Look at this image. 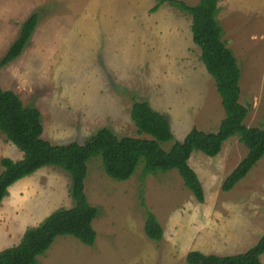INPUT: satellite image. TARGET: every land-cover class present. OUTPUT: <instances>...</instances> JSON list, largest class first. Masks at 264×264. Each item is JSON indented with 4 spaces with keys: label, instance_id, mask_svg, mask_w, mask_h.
Wrapping results in <instances>:
<instances>
[{
    "label": "rangeland",
    "instance_id": "obj_1",
    "mask_svg": "<svg viewBox=\"0 0 264 264\" xmlns=\"http://www.w3.org/2000/svg\"><path fill=\"white\" fill-rule=\"evenodd\" d=\"M196 5L199 0H182ZM156 0H0V61L35 13L38 26L22 53L0 70V86L42 114L43 138L52 144L84 143L108 127L138 137L134 101H147L171 123L174 141L194 128L216 133L225 117L214 79L192 40V19ZM224 40L242 70L241 103L248 127L264 128V0H219ZM166 149L168 146H164ZM247 148L231 138L216 157L194 152L205 201L200 203L177 172L127 182L109 178L100 159L88 163L85 191L99 209L93 247L59 237L38 264H187L191 251L245 253L264 236V158L235 188L227 177ZM23 153L0 133L4 158ZM70 178L45 167L9 189L0 206V252L19 244L60 208H71ZM160 222L161 242L145 234L146 212ZM264 264V255L261 257Z\"/></svg>",
    "mask_w": 264,
    "mask_h": 264
},
{
    "label": "trees",
    "instance_id": "obj_2",
    "mask_svg": "<svg viewBox=\"0 0 264 264\" xmlns=\"http://www.w3.org/2000/svg\"><path fill=\"white\" fill-rule=\"evenodd\" d=\"M153 12L163 5L179 9L192 19V40L201 50V61L214 79L222 99L225 117L216 133L192 129L181 142L174 141L168 118L147 101H134L131 119L138 137H119L104 127L84 143L52 144L43 138L42 114L35 107H26L12 90L0 86V133L22 153L20 160L4 158L0 173V206L9 196V189L45 167L66 172L70 178L71 208H60L34 228H28L19 244L0 252V264H38L59 237H72L93 247L97 232L93 227L99 209L88 201L85 191L88 163L100 159L106 175L117 182H127L138 171L143 178L160 173L177 172L185 187L198 202L205 201L203 185L190 165L194 152L208 157L218 156L223 145L238 137L248 153L225 180L222 189L229 192L264 158V128L248 127L245 121L250 106L241 103L242 70L233 51L224 40L225 30L219 21V0H199L190 5L182 0H156ZM35 13L21 26V32L0 61V70L19 58L29 45L38 26ZM164 146H168L167 149ZM146 236L161 242L163 228L155 214L146 212ZM264 236L245 253L229 256L206 255L200 251L188 253L187 264H263Z\"/></svg>",
    "mask_w": 264,
    "mask_h": 264
}]
</instances>
